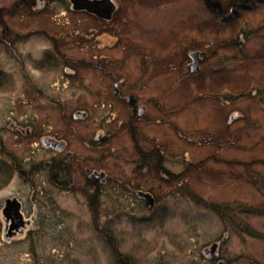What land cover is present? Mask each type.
<instances>
[{"label": "rangeland", "instance_id": "1", "mask_svg": "<svg viewBox=\"0 0 264 264\" xmlns=\"http://www.w3.org/2000/svg\"><path fill=\"white\" fill-rule=\"evenodd\" d=\"M116 5L111 25L80 14V35L79 16L69 11V61L58 69L68 64L86 82L99 76L91 56L95 40L103 55L115 61L116 71H122L130 92L121 94L138 105L144 101L148 110L149 101L169 103L165 128L180 137L164 138L172 139L175 146L168 148L179 153V189H161L152 213L133 206V216H115L112 244L84 218L80 231L69 220L65 223L72 227L63 228L65 232L54 229L36 238L40 252L52 247V264H211L204 249L216 242L227 264H264V0H116ZM79 38L87 44L79 46ZM23 43L33 44L37 54L49 49L39 37ZM195 50L202 60L190 73L185 64ZM50 58L37 59L36 65L51 70L52 86L57 69L47 66L58 58ZM101 64L111 69L108 61ZM0 67L12 71L13 63L3 60ZM128 82L136 88L131 91ZM101 85L91 84L99 98L84 86L69 84L62 91L63 96L95 102L84 110L90 122L78 123L83 133L92 122L108 127L112 113L121 112L115 105L99 107L97 102L110 96V89ZM71 105L70 118L75 111ZM148 129L154 133L157 126L149 124ZM117 142L127 141L118 137ZM33 240L20 242V258L10 260L9 254L3 264L29 262L26 247ZM59 246H65L62 257L55 253Z\"/></svg>", "mask_w": 264, "mask_h": 264}, {"label": "flooded vegetation", "instance_id": "2", "mask_svg": "<svg viewBox=\"0 0 264 264\" xmlns=\"http://www.w3.org/2000/svg\"><path fill=\"white\" fill-rule=\"evenodd\" d=\"M112 1L115 10L106 19L86 9H73L71 0H0V62L13 63L12 71L0 67V264L9 254L10 260L20 258V242L27 239L34 240L26 247L30 261L24 264H52V247L47 252L45 247L43 255L36 238L41 240L54 229L65 232L72 227L65 223L69 220L80 231V221L87 218L95 233L112 244L111 223L115 216H133V206L152 213L159 205L161 189L172 185L179 189V153L168 148L175 146L174 141L164 138L180 137L179 132L177 136L173 132L175 129L165 128L164 110L169 103L149 101L148 110L144 101V105H138L136 99L121 94L130 92L124 87L122 71H116L115 61L103 55L95 40L92 45L96 53L91 56L99 76L86 82L68 64L58 69L59 64L69 61L65 53L71 44L69 11L79 16L80 35V14L102 26L111 25L118 8L116 0ZM34 37L41 38L49 49L37 54L33 44H22ZM77 42L79 46L87 44L80 38ZM51 55L58 58L47 66L57 69L53 87L51 70L36 65L37 59L51 61ZM199 58L202 60L200 53ZM102 61H108L111 69H105ZM30 67L45 75L35 76ZM102 83L110 89V102L108 98L99 101V107L111 109L109 106L115 105L121 112L112 113L108 127L102 121L92 122L93 127L83 133L78 123L90 122L84 110L96 104L63 96L62 91L69 84L73 88L84 86L96 96L99 93L95 88ZM127 84L131 91L136 88L132 82ZM4 94L8 95L7 101ZM69 104L75 110L71 118ZM77 112L83 116L76 117ZM141 113H147L145 118L138 115ZM153 123L157 126L154 133L148 129ZM118 137H125L127 142L122 145ZM168 141L172 143L166 145ZM103 220L110 223L104 225ZM54 222L58 223L55 228ZM64 249L59 246L55 253L62 257ZM204 257L211 264H227L218 253V245L211 256Z\"/></svg>", "mask_w": 264, "mask_h": 264}, {"label": "water", "instance_id": "3", "mask_svg": "<svg viewBox=\"0 0 264 264\" xmlns=\"http://www.w3.org/2000/svg\"><path fill=\"white\" fill-rule=\"evenodd\" d=\"M72 8L73 9H86L89 12L102 17L109 19L112 12L115 10V4L112 0H71ZM189 57L191 59L190 63L188 64V69L191 72L197 71L200 58L199 53L197 51H194L189 54ZM76 117L83 116V113H75ZM147 197V196H146ZM149 197V205L152 204L151 197ZM216 248V243H212L210 246L204 249V253L206 256H211ZM217 264H226L225 262L221 261Z\"/></svg>", "mask_w": 264, "mask_h": 264}, {"label": "trees", "instance_id": "4", "mask_svg": "<svg viewBox=\"0 0 264 264\" xmlns=\"http://www.w3.org/2000/svg\"><path fill=\"white\" fill-rule=\"evenodd\" d=\"M247 1H249V0H247Z\"/></svg>", "mask_w": 264, "mask_h": 264}]
</instances>
